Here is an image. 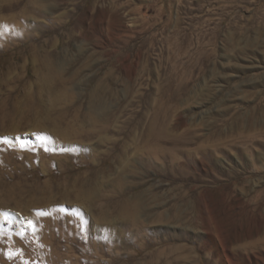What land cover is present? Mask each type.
Returning <instances> with one entry per match:
<instances>
[{"label": "rangeland", "instance_id": "374dc122", "mask_svg": "<svg viewBox=\"0 0 264 264\" xmlns=\"http://www.w3.org/2000/svg\"><path fill=\"white\" fill-rule=\"evenodd\" d=\"M49 3L57 6L47 8L40 17L32 16L29 23L36 32L39 20L47 22L51 25L49 35L55 38L68 35L67 29L76 26L69 52L83 54L81 65L89 62V68L80 74L76 84L75 91H81L77 96L81 103L86 102L89 87L110 69L113 74L110 88L114 94L109 100L113 109L121 110L126 106L125 83L130 79L131 84L138 68H152L156 72L160 68L157 66L159 62L162 69L174 58L179 61L175 66L180 75H188L183 64H189L192 72L196 69L189 80V100L186 104L179 102V105L187 109L188 119L195 129L193 132L199 139L211 134L214 119H225L230 112L247 114L252 106H256L264 114V0H49ZM56 23L63 27L53 32L50 27ZM234 25L238 26L236 39L243 50L224 52L225 35L233 32ZM163 42L169 43L168 49L162 47ZM91 53L93 57L87 59ZM80 63L78 67H82ZM86 78L89 80L85 81ZM139 83L135 87L145 92L155 86L156 78L153 73L146 72L139 77ZM254 91H259L256 100L251 98ZM138 109L134 107V110ZM217 123L223 136L229 135L228 123L220 120ZM117 134L115 137H122ZM32 136L35 135L23 132L19 137L27 140L25 145L28 146L35 144ZM7 138V134L0 133L2 145ZM187 138L191 141L186 146L188 149L193 150L200 143L194 134H188ZM259 139L262 142L257 148L250 142H246L247 145L241 141L227 142L224 152L215 155L216 163L211 172H205L202 164L196 163V170L189 179L169 183L158 180L154 172H150L146 182L139 184L137 176H129V184L124 186L127 194L149 189L157 195L153 202L145 201L152 212L166 215L179 209L187 212L192 223L191 227L187 224L185 230H182L181 222H176L149 225L147 231L161 228L172 235L184 231L183 242L192 248L191 264H264L263 159H254L249 153L262 148L264 138ZM15 140L10 137L4 145L15 148ZM80 149L86 153H77L65 168L57 161H47L44 166L36 162L27 168L28 184L20 179L25 177L22 168L19 169L20 177L0 182L4 208L14 214L8 218L7 228L0 230V252L13 255L12 263L23 264L29 259L26 250L32 241H42L37 235V227L45 224L52 207L43 200L45 192L36 189L33 183H56L64 179L68 169H86L82 162L89 152L97 154L101 146L92 139L83 143ZM253 167L259 170L255 171ZM102 189L110 191L112 188L105 186ZM180 195L185 199H179ZM60 205L66 220L61 241L66 264H79L78 258L86 256L96 264H114L111 245L120 244L111 242L110 250L106 249L108 252L104 249L96 255H89L85 242L89 236H95L91 239L95 247L103 246L99 233L92 232L96 219L83 209L76 211L77 203L72 200H61ZM116 206L113 201L107 211L108 227L113 232L109 233L111 239L117 237L116 230L121 227L119 221L122 218L117 216ZM144 212L141 210L142 215ZM75 237L82 239L80 246L84 247L79 251ZM171 242L177 243L175 240ZM123 249L119 246L116 251L123 253ZM133 249L135 247L128 246L126 251L133 252ZM19 254L22 257L19 258ZM39 259L35 256L32 260L38 263Z\"/></svg>", "mask_w": 264, "mask_h": 264}, {"label": "bare ground", "instance_id": "6f19581e", "mask_svg": "<svg viewBox=\"0 0 264 264\" xmlns=\"http://www.w3.org/2000/svg\"><path fill=\"white\" fill-rule=\"evenodd\" d=\"M55 6L56 3H49V0H0V133L9 136L4 144L10 137L16 138L15 148L0 143V182L19 176L22 168L25 177L20 179L28 184L27 168L36 162L44 166L47 161H57L65 168L77 153H86L80 148L92 139L101 149L97 154L89 152L82 162L86 169H68L64 179L56 183H33L36 189L45 192L43 200L52 207L45 224L37 227V235L42 241H32L26 250L29 259L23 264H66L64 245L61 244L66 230L61 200L76 202V211L83 209L96 219L92 232L99 233L103 246L95 247L91 240L95 236H89L85 242L91 256L104 249L108 252L111 242L117 241L120 245H111L114 264H191L192 248L183 242L184 231L178 235L161 228L147 231L151 225L176 222H181L182 230H185L187 224L192 225L187 212L179 209L166 215L152 212L145 201L153 202L157 195L149 189L127 194L124 190L129 184L127 179L137 176V183L142 184L148 173L154 172L158 180L172 183L192 178L196 163H201L205 172H211L216 163L215 155L224 152L227 142L241 141L246 145L250 142L254 143V148L259 147L262 142L259 138H264V114L256 106H252L247 114L230 112L225 119H214L211 134L199 139L193 132L195 129L188 119L187 109L179 105V102L186 104L189 100V80L196 69L192 72L189 64H183L188 75L182 76L175 66L179 61L174 58L162 69L159 62L160 68L156 72L152 68H138L131 84L130 79L125 83L126 106L121 110L113 109L109 100L114 94L110 88L113 75L110 69L89 87L85 94L87 100L81 103L77 98L81 91H75L76 84L80 74L89 68V62L81 65L83 54L69 52L76 26L67 29L68 35L55 38L49 35L51 25L47 22L39 20L36 32L29 23L32 16L40 17L47 8ZM52 25H55L50 27L53 32L63 27L57 23ZM232 28L233 32L225 35L223 51L238 53L243 50L236 39L238 26ZM168 44L163 42L162 47L168 49ZM92 57L91 53L86 58ZM79 63L82 67H78ZM142 72L153 73L156 78L155 86L145 92L135 87L140 84ZM258 97L259 91L252 92L251 98L256 100ZM135 106L139 109L134 110ZM218 120L228 123L229 135L226 137L220 132ZM23 132L35 135L32 136L35 144L25 145L27 140L19 137ZM116 133L122 137H115ZM188 134H194L197 142L200 140L193 150L186 147L191 144ZM261 146L249 153L254 159L262 158L264 167L263 143ZM105 186L112 189L101 190ZM179 199L184 200L185 196L180 195ZM113 201L117 205V216L122 220L119 221L121 227L116 230L117 237L111 239L109 233L113 232L108 227L107 211ZM4 207L0 198V230L6 229L10 223L8 218L14 216ZM141 210L145 211L143 215ZM74 242L79 244L76 245L78 251L83 249L80 237H75ZM119 246L124 248L123 253L116 251ZM128 246L135 247V251H126ZM35 256L40 258L38 263L32 260ZM14 258L7 251L0 252V264H14ZM78 260L79 264H96L88 256Z\"/></svg>", "mask_w": 264, "mask_h": 264}]
</instances>
